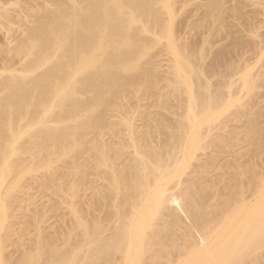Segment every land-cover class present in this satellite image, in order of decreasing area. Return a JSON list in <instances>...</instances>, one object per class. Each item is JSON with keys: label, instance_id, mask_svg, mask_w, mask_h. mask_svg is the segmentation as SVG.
I'll list each match as a JSON object with an SVG mask.
<instances>
[{"label": "bare ground", "instance_id": "6f19581e", "mask_svg": "<svg viewBox=\"0 0 264 264\" xmlns=\"http://www.w3.org/2000/svg\"><path fill=\"white\" fill-rule=\"evenodd\" d=\"M46 1L54 8L40 5L34 26L0 56V264H12L2 255L1 233L21 176L32 170L23 165V156L37 153L42 164L52 159L66 163L86 147L92 161L104 166L124 153L119 146L110 148L116 139L121 147L134 149L124 169L107 166L117 200L101 197L96 207L90 197L86 220L71 209L73 221L86 233V251L80 241L79 250L59 249L42 235L37 253L25 251L17 264H264V175L258 164L260 171H243L245 162L239 168L233 158L243 161L244 151L239 149L242 157L238 151L226 155L229 142L244 127L208 121L214 105L223 100L221 93L206 102L202 86L193 109L154 120L158 128L144 143L131 120L124 138L106 128L114 100L149 77L142 71L124 81L147 53L144 31L136 25L153 27L163 38L168 28L156 6L164 2L170 14L171 0ZM6 15L0 12V18ZM6 55L24 61L23 66L7 63ZM44 121L35 134L26 130L30 123ZM190 147L189 172L174 180L173 169ZM219 157L225 167L218 168ZM79 169L69 163L64 174L72 177ZM216 172L227 179L213 178ZM209 177L217 184L210 186Z\"/></svg>", "mask_w": 264, "mask_h": 264}, {"label": "rangeland", "instance_id": "374dc122", "mask_svg": "<svg viewBox=\"0 0 264 264\" xmlns=\"http://www.w3.org/2000/svg\"><path fill=\"white\" fill-rule=\"evenodd\" d=\"M171 2L173 10L170 14L164 2L159 1L156 6L168 28V34L163 38L157 37L153 27H145L143 23L136 25L144 31L142 41L148 45L147 53L142 56L139 66L125 75L124 81L138 77L142 71L148 72L149 77L136 87L126 89L122 97L114 100L113 109L106 114V128L110 127L112 132L120 133L124 138L131 132V120L135 130L139 131L137 138L144 143L149 133L156 132V121L170 116L174 110L193 109L195 96L203 86L207 91L206 102L216 93H221L223 100L214 105L210 120L198 121L244 127L242 134L235 135L229 142L226 155L237 154L239 149L244 151L243 161L238 155L235 156L239 160L233 158L238 161L239 168L241 165L242 170V163L245 162L243 168L246 167V170L243 171L259 170L256 168L260 167L264 175V0ZM46 3V0H0V12H7L5 17L0 18V56L2 51L13 50L17 46L34 26L35 17L42 12L39 6H46ZM47 6L48 9L54 8L52 3ZM6 56L3 57L9 59L7 63L13 64L14 61L15 68L23 66L24 61L20 63L12 55ZM148 120L151 124L143 125ZM27 123L26 120L24 124ZM44 124L45 121L30 123L26 130L35 134ZM110 144L112 150L119 146L124 153L118 158L110 153L109 156L113 157L108 164H114L117 170L124 169L134 149L121 147L119 139L110 141ZM192 149L189 148L180 165L173 169L171 176L175 177L174 180L187 176L185 173L189 172L188 167L192 163ZM91 154L85 147L66 163L52 159L48 164L40 163L37 153L23 156V165L32 170L21 176V189L16 194L1 233L2 255L8 263L23 261L25 251L35 255L42 235L59 249L79 250L80 241L81 250L86 251V241L83 242L86 233L73 221L71 209L78 210L86 220L91 216L87 210L92 197L97 207L102 203L101 197L117 200L118 196L110 188L108 164L99 166L96 159L92 161ZM226 155H223L224 159L231 158ZM224 159L219 160L220 164L216 161L218 168L224 164ZM69 163L79 165L77 175L71 177L64 174V167ZM256 164L259 166L256 167ZM217 172L211 176L221 180L223 175ZM232 173L236 175L235 170L230 173L231 176ZM226 176L222 179H227ZM81 179L84 182L79 186ZM202 182L204 185L210 183V186L217 184L216 181L212 185L211 180L205 183L204 179ZM201 183L199 185H203ZM96 226L98 224L94 223L93 227Z\"/></svg>", "mask_w": 264, "mask_h": 264}]
</instances>
